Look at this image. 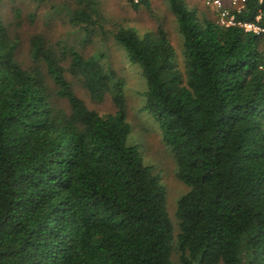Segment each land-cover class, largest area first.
<instances>
[{
  "label": "trees",
  "instance_id": "16d2710c",
  "mask_svg": "<svg viewBox=\"0 0 264 264\" xmlns=\"http://www.w3.org/2000/svg\"><path fill=\"white\" fill-rule=\"evenodd\" d=\"M32 1L85 31L102 25L98 0ZM168 1L183 68L161 24L112 37L142 70L143 108L188 187L176 239L166 187L128 142L125 77L42 33L22 62L0 0V264H175L174 251L178 264H264V34ZM236 16L264 27V0ZM72 79L115 111L88 107Z\"/></svg>",
  "mask_w": 264,
  "mask_h": 264
},
{
  "label": "rangeland",
  "instance_id": "374dc122",
  "mask_svg": "<svg viewBox=\"0 0 264 264\" xmlns=\"http://www.w3.org/2000/svg\"><path fill=\"white\" fill-rule=\"evenodd\" d=\"M138 1L98 0L103 21L102 25L95 27L93 32L71 24L65 14L55 13L49 3L38 4L32 0H1V11L6 22L13 24L12 29H15L21 38L22 53L19 57L22 62L30 63L27 54L29 37L35 33H42L53 44L62 42L68 47L75 48L84 56L101 55V61L125 77L127 115L132 125L128 142L138 147L144 161L153 166L166 187V209L176 239L180 231L176 214L177 203L188 187L176 175L175 160L162 140L156 121L143 108L142 91L145 89L146 81L142 76V70L129 62L125 49L115 42L112 33L122 25L144 32L155 30L161 24L176 47V61L183 68L182 35L168 0H147V3L144 0L139 2L138 7H135L134 4ZM15 2L20 3L19 7H21L20 19L17 20L12 13ZM186 2L201 13L216 18L214 9L202 0H186ZM72 84L76 94L85 101L88 107L101 113L115 111L110 94H107L101 101L94 100L81 82L72 79ZM172 260L175 264L179 263L176 251L172 254Z\"/></svg>",
  "mask_w": 264,
  "mask_h": 264
},
{
  "label": "built area",
  "instance_id": "2783aa9c",
  "mask_svg": "<svg viewBox=\"0 0 264 264\" xmlns=\"http://www.w3.org/2000/svg\"><path fill=\"white\" fill-rule=\"evenodd\" d=\"M138 1V0H136ZM210 8L214 9L217 23L228 26H241L246 31L256 34H264V27L256 22L241 21L237 19L236 13L240 12L247 0H202ZM260 16L257 17L259 20Z\"/></svg>",
  "mask_w": 264,
  "mask_h": 264
}]
</instances>
